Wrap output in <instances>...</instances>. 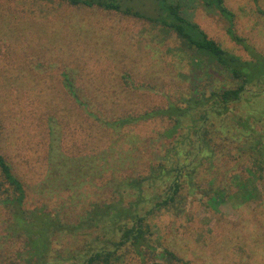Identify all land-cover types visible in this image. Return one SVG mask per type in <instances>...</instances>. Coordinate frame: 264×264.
Instances as JSON below:
<instances>
[{
    "label": "trees",
    "instance_id": "trees-1",
    "mask_svg": "<svg viewBox=\"0 0 264 264\" xmlns=\"http://www.w3.org/2000/svg\"><path fill=\"white\" fill-rule=\"evenodd\" d=\"M59 1L130 16L170 34L190 57L198 79L187 75L185 86L171 95L164 93L163 107L137 113L124 109L110 116L96 101L79 94L72 80L77 71L65 68L62 86L75 106L110 139L115 138L108 141L102 156L90 152L75 157L59 151L52 138L46 175L37 190L51 197L58 196L61 187L62 192L76 193L90 185L96 189L94 199L78 211L64 200L57 206L44 201L27 209L23 182L0 150V222L13 249L0 264H128L131 260L144 264L146 257L150 264H187L162 246V229L157 223L161 217L191 220L189 207L197 196L205 198V208L212 210L227 203L234 208L254 203L264 206V54L235 33V16L223 0L199 1L205 11L226 22L228 39L247 54L246 59L222 48L182 16L179 2ZM137 2L140 7L133 8L131 4ZM257 12L264 18V10ZM122 78L132 90L141 87L128 82L127 75ZM150 121L166 125L155 136L136 141L151 151L146 173L113 176L118 170L126 172L129 168L122 165L134 159L119 158L118 165L107 160L118 135L120 141L127 127ZM1 135L0 119V145ZM99 168L100 174L92 172ZM107 171L111 175L102 179ZM94 181L101 182L96 185Z\"/></svg>",
    "mask_w": 264,
    "mask_h": 264
},
{
    "label": "rangeland",
    "instance_id": "rangeland-1",
    "mask_svg": "<svg viewBox=\"0 0 264 264\" xmlns=\"http://www.w3.org/2000/svg\"><path fill=\"white\" fill-rule=\"evenodd\" d=\"M168 1L179 2L182 16L197 24L208 38L247 58L228 39L226 22L205 11L199 0ZM223 1L235 16V33L264 54V18L257 12L264 10V0ZM131 6L140 7L138 2ZM186 54L170 34L130 16L95 7L76 8L59 0H0V150L23 182L25 207L33 209L44 201L57 206L64 200L78 211L94 199L96 189L90 185L76 193L62 192L61 187L58 196L51 197H43L37 190L46 175L52 138L59 151L74 157L90 152L102 156L108 141L115 138L110 139L75 106L62 86L65 68L77 71L72 80L79 94L96 101L105 114L118 116L124 109L137 113L163 107L164 93L171 95L185 86L187 75L197 78ZM124 75L141 87H127ZM165 125L139 123L127 127L120 141L118 135L114 153L107 160L118 165L119 158L134 159L122 165L129 168L126 172L118 170L113 176L146 173L151 151L136 141L155 136ZM92 172L100 174L101 170ZM102 175L105 179L111 172ZM100 182L94 181L96 185ZM202 200L205 198L197 196L190 205L191 220L163 216L157 221L162 246L187 264H264V206L254 203L234 208L227 203L212 210ZM4 236L6 230L0 222V260L13 250ZM143 263L150 264L147 257Z\"/></svg>",
    "mask_w": 264,
    "mask_h": 264
}]
</instances>
